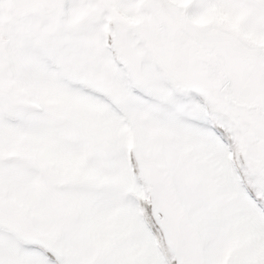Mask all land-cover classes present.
Segmentation results:
<instances>
[{"label":"snow or ice","instance_id":"snow-or-ice-1","mask_svg":"<svg viewBox=\"0 0 264 264\" xmlns=\"http://www.w3.org/2000/svg\"><path fill=\"white\" fill-rule=\"evenodd\" d=\"M0 264H264V0H0Z\"/></svg>","mask_w":264,"mask_h":264}]
</instances>
